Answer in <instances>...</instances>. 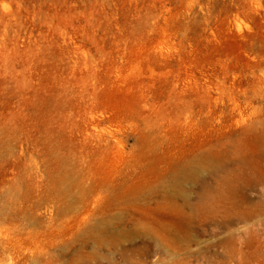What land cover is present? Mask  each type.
<instances>
[{
  "label": "rangeland",
  "instance_id": "1",
  "mask_svg": "<svg viewBox=\"0 0 264 264\" xmlns=\"http://www.w3.org/2000/svg\"><path fill=\"white\" fill-rule=\"evenodd\" d=\"M0 264H264V0H0Z\"/></svg>",
  "mask_w": 264,
  "mask_h": 264
}]
</instances>
